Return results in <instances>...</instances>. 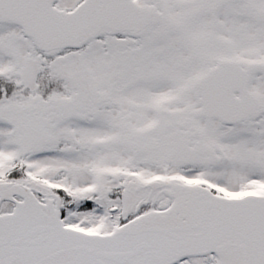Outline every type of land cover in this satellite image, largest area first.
Instances as JSON below:
<instances>
[{
    "label": "snow or ice",
    "instance_id": "6c2138e0",
    "mask_svg": "<svg viewBox=\"0 0 264 264\" xmlns=\"http://www.w3.org/2000/svg\"><path fill=\"white\" fill-rule=\"evenodd\" d=\"M0 264H264V0H0Z\"/></svg>",
    "mask_w": 264,
    "mask_h": 264
}]
</instances>
